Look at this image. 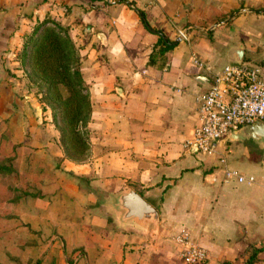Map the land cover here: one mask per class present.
<instances>
[{
    "label": "crops",
    "instance_id": "0c3cea01",
    "mask_svg": "<svg viewBox=\"0 0 264 264\" xmlns=\"http://www.w3.org/2000/svg\"><path fill=\"white\" fill-rule=\"evenodd\" d=\"M49 17L79 43L91 107L88 158L63 167L81 176L69 202L93 264H186L182 229L206 250L201 264H264V150L227 140L241 178L224 179L216 156L187 144L211 73L237 48L264 66V0H0V54ZM127 189L157 221L123 217L115 202Z\"/></svg>",
    "mask_w": 264,
    "mask_h": 264
},
{
    "label": "rangeland",
    "instance_id": "374dc122",
    "mask_svg": "<svg viewBox=\"0 0 264 264\" xmlns=\"http://www.w3.org/2000/svg\"><path fill=\"white\" fill-rule=\"evenodd\" d=\"M44 20L65 29L61 34H67L76 48V67L81 72L79 43L69 26L60 19ZM38 23L19 28L18 41L7 47L6 55L0 54V165L4 168L0 173V264H93L100 255L81 247V214L69 202L73 190L81 189L75 188L81 185V176L63 167L87 160L89 127L87 123V153L78 159L66 157L59 122L45 97L46 84L33 74L20 52L23 40ZM60 93L65 95V89L60 88ZM237 147L241 150L244 145L231 143L226 148L230 153ZM244 148L241 157L248 150Z\"/></svg>",
    "mask_w": 264,
    "mask_h": 264
},
{
    "label": "built area",
    "instance_id": "2783aa9c",
    "mask_svg": "<svg viewBox=\"0 0 264 264\" xmlns=\"http://www.w3.org/2000/svg\"><path fill=\"white\" fill-rule=\"evenodd\" d=\"M178 35L185 38V31L179 30ZM195 100L197 123L187 144L198 153L216 156L224 179L241 178L238 171L228 167L226 133L257 121L264 122V66L244 61L226 63L211 73L207 88ZM176 239L184 263L201 264L206 260V250L189 239L188 230L182 229Z\"/></svg>",
    "mask_w": 264,
    "mask_h": 264
},
{
    "label": "trees",
    "instance_id": "16d2710c",
    "mask_svg": "<svg viewBox=\"0 0 264 264\" xmlns=\"http://www.w3.org/2000/svg\"><path fill=\"white\" fill-rule=\"evenodd\" d=\"M39 22L22 42L21 56L33 74L46 84L45 97L52 102L53 117L59 122L60 142L66 157L78 159L87 153L86 124L91 107L86 84L78 63L76 48L59 24ZM164 48L168 44L160 41ZM29 53V55H28ZM64 88L66 94L60 93ZM56 117V118H55ZM4 170L0 165V173Z\"/></svg>",
    "mask_w": 264,
    "mask_h": 264
},
{
    "label": "water",
    "instance_id": "95a60500",
    "mask_svg": "<svg viewBox=\"0 0 264 264\" xmlns=\"http://www.w3.org/2000/svg\"><path fill=\"white\" fill-rule=\"evenodd\" d=\"M241 61L242 52L240 48H237L236 57L232 62L240 63ZM226 138L230 141L252 139L264 150V122L257 121L247 124L237 131H228ZM115 204L122 211L124 218L136 217L137 219H145L151 222L157 221L156 210L131 189L118 194Z\"/></svg>",
    "mask_w": 264,
    "mask_h": 264
}]
</instances>
